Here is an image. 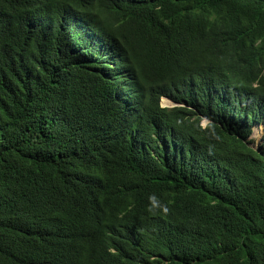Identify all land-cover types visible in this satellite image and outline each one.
Masks as SVG:
<instances>
[{"label": "trees", "instance_id": "trees-1", "mask_svg": "<svg viewBox=\"0 0 264 264\" xmlns=\"http://www.w3.org/2000/svg\"><path fill=\"white\" fill-rule=\"evenodd\" d=\"M259 126L264 0H0V264H264Z\"/></svg>", "mask_w": 264, "mask_h": 264}, {"label": "rangeland", "instance_id": "rangeland-1", "mask_svg": "<svg viewBox=\"0 0 264 264\" xmlns=\"http://www.w3.org/2000/svg\"><path fill=\"white\" fill-rule=\"evenodd\" d=\"M161 104L164 105V106H171V103L168 102V101H166V100H164V99L161 101ZM204 123H205V121L202 122V124H204ZM263 134H264L263 127H262V126H259L258 128H256V129L252 132L251 137H253L254 140H255V143L258 144V143L260 142V140H261V136H262Z\"/></svg>", "mask_w": 264, "mask_h": 264}, {"label": "clouds", "instance_id": "clouds-1", "mask_svg": "<svg viewBox=\"0 0 264 264\" xmlns=\"http://www.w3.org/2000/svg\"><path fill=\"white\" fill-rule=\"evenodd\" d=\"M163 99L166 100V101H168V102H170V103H171V106H174V105H175L174 103H172L171 101H169L168 99H165V98H162L161 101H162ZM161 105H162V104H161ZM162 106H164V105H162ZM171 106H167V107H171ZM203 125H204V124H203Z\"/></svg>", "mask_w": 264, "mask_h": 264}]
</instances>
